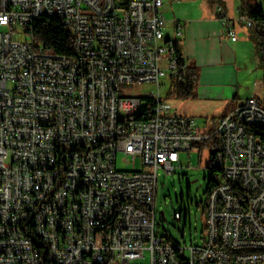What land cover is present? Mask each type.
I'll return each instance as SVG.
<instances>
[{
	"label": "built area",
	"instance_id": "built-area-1",
	"mask_svg": "<svg viewBox=\"0 0 264 264\" xmlns=\"http://www.w3.org/2000/svg\"><path fill=\"white\" fill-rule=\"evenodd\" d=\"M162 6L0 0V264H264V106L249 97L213 133L174 114L160 81L182 83L190 65ZM47 17L65 22L74 55L36 43ZM217 19L237 40L222 5ZM131 83L157 92L122 96ZM211 134L206 237L183 245L157 232L159 171L175 173L181 152ZM119 153L130 169L118 167Z\"/></svg>",
	"mask_w": 264,
	"mask_h": 264
},
{
	"label": "crops",
	"instance_id": "crops-1",
	"mask_svg": "<svg viewBox=\"0 0 264 264\" xmlns=\"http://www.w3.org/2000/svg\"><path fill=\"white\" fill-rule=\"evenodd\" d=\"M219 5L235 22L237 40H233L218 21ZM248 9V0H163L166 34L173 37L180 27V49L197 74L196 96L186 100L202 105L191 107L185 115L223 117L249 97L260 99L257 90L262 81L260 68L263 64L259 38L238 37V32L244 30L238 22L247 15ZM240 73L246 74L243 80L239 78ZM255 75L257 82L251 78Z\"/></svg>",
	"mask_w": 264,
	"mask_h": 264
},
{
	"label": "rangeland",
	"instance_id": "rangeland-1",
	"mask_svg": "<svg viewBox=\"0 0 264 264\" xmlns=\"http://www.w3.org/2000/svg\"><path fill=\"white\" fill-rule=\"evenodd\" d=\"M246 1V0H245ZM246 3V2H245ZM249 8L260 5L258 0H248ZM264 4V0H262ZM248 7V6H247ZM246 10V9H245ZM247 12V11H246ZM244 15L239 20V25L244 28L242 33L238 32V37L251 36L259 38L256 26L249 27L244 23L247 19ZM257 25L264 31V23L258 22ZM173 37L176 35L172 34ZM179 42L181 36L178 37ZM260 73L262 81L258 84V97L260 104L264 106V66H261ZM200 74V73H199ZM246 74H239L243 80ZM258 81V77L251 76ZM252 91V89H250ZM157 85L155 83L145 84H124L121 87L120 94L145 96L146 94L156 93ZM160 95L163 102L174 114H187L186 111L196 105H202L199 102L186 99H180L174 92L173 81L170 77H164L160 81ZM220 116L200 115L195 119L198 122V128L201 133L214 132L216 123ZM125 156L123 153L118 155V167L130 169L132 166L123 162ZM213 160L208 148L195 147L192 150L181 152V164L176 166L175 173L168 174L164 170L159 171L158 175V194L156 199V208L158 210L157 232L167 234L169 237L179 241L183 245L191 243H201L206 237L205 226L208 220L207 189L209 187V177L212 172ZM164 211L165 215H161ZM175 211H182L181 220L175 218ZM186 213L188 214L186 216Z\"/></svg>",
	"mask_w": 264,
	"mask_h": 264
},
{
	"label": "trees",
	"instance_id": "trees-1",
	"mask_svg": "<svg viewBox=\"0 0 264 264\" xmlns=\"http://www.w3.org/2000/svg\"><path fill=\"white\" fill-rule=\"evenodd\" d=\"M247 13L249 18H251L255 22L257 31L259 33V52L261 62L264 66V31H262L261 28L257 25L258 22L264 23V4L261 3L256 7L249 8ZM35 39L36 43L38 45H42L45 51H50L57 54H64L68 56L74 55V37L65 22L61 18L47 17L44 20L38 22L36 24L35 29ZM196 84L197 74L189 66V70L187 74H185V81H183L182 83L178 80L173 81V93H175L180 99L194 98L196 96ZM151 105H153V103L151 102H148L144 105L142 112L138 115L141 119L148 118V116H150ZM146 114L147 117L144 116ZM209 133H213V131ZM259 133L262 135L261 132ZM262 139L264 141V134L262 135ZM217 145L218 140L216 136L211 134V137H209L208 139L201 140L199 143L194 144L192 149L195 147L208 148L210 150L211 158L214 163ZM213 176L214 175L211 172L207 193L211 190L213 185H215ZM187 215L188 214L186 213V216Z\"/></svg>",
	"mask_w": 264,
	"mask_h": 264
},
{
	"label": "water",
	"instance_id": "water-1",
	"mask_svg": "<svg viewBox=\"0 0 264 264\" xmlns=\"http://www.w3.org/2000/svg\"><path fill=\"white\" fill-rule=\"evenodd\" d=\"M161 215H163V216L165 215L164 211H161Z\"/></svg>",
	"mask_w": 264,
	"mask_h": 264
}]
</instances>
